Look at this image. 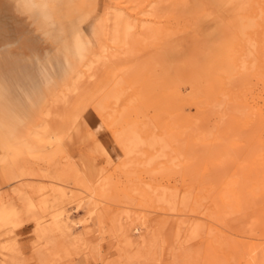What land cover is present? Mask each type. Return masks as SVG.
I'll return each instance as SVG.
<instances>
[{
    "label": "rangeland",
    "instance_id": "1",
    "mask_svg": "<svg viewBox=\"0 0 264 264\" xmlns=\"http://www.w3.org/2000/svg\"><path fill=\"white\" fill-rule=\"evenodd\" d=\"M0 7L8 27L27 18L17 33L39 57L0 66L20 105L0 106V141L36 122L62 133L0 153V264H249L253 249L264 264V0ZM53 57L71 70L58 84Z\"/></svg>",
    "mask_w": 264,
    "mask_h": 264
},
{
    "label": "bare ground",
    "instance_id": "2",
    "mask_svg": "<svg viewBox=\"0 0 264 264\" xmlns=\"http://www.w3.org/2000/svg\"><path fill=\"white\" fill-rule=\"evenodd\" d=\"M211 5L215 6L216 8H223L227 6L230 2L234 0H208ZM242 1V0H241ZM199 6H196L198 9ZM6 12L5 8L0 7V17L2 11ZM26 17L21 14L20 12L11 11L10 20H9V27L0 20V66L6 64L7 62H11L10 67H15L16 69L21 68L24 60H30L32 63L36 64L39 61L38 54L33 50L28 44L21 41L19 39L18 33L21 29L25 27ZM239 25L243 26V17H239ZM54 27V25H52ZM9 28V29H8ZM15 30L16 34L12 35L9 31ZM15 43V44H13ZM25 53V54H23ZM51 63L49 67L51 68V82L52 84H58L56 82L57 79L59 81L64 80V78L70 74L71 70L69 67L58 60V58H51L49 59ZM49 68V69H50ZM4 70V69H3ZM6 70V69H5ZM19 76L23 77L25 75L28 79V83H24V88L21 89V86H18L17 91H21L22 96L27 101V107L30 104H38L40 100L45 98V94L43 88L41 87L40 83L36 80L32 79L30 74H24L23 70L19 69ZM14 78L9 77L5 71H0V106L5 108V105H8L10 111L13 115L19 116L20 114V105L17 107V103L13 102L10 99V96L5 94V91L9 87L13 85ZM50 82V81H49ZM56 87V86H55ZM70 91L74 90V87L65 85ZM24 90V91H23ZM61 89L58 91H54L53 98L54 102H60ZM68 95V94H67ZM15 98H20V95H16ZM66 100V99H65ZM15 101V100H14ZM45 117L50 115L49 110L43 113ZM36 122L34 124L33 130H28L26 128V137L19 136L14 137L11 136L7 140L0 141V153H6L8 150L12 149L17 151L18 153H23L24 151H37L39 147H46L52 148L59 144L62 139V133H57L48 128L47 123ZM6 137V136H5ZM88 216V215H87ZM89 218V217H88ZM136 227L132 229V232L136 231ZM249 264H257L256 262V254L255 249L251 250L248 255Z\"/></svg>",
    "mask_w": 264,
    "mask_h": 264
}]
</instances>
